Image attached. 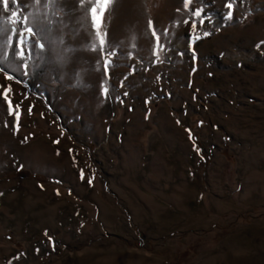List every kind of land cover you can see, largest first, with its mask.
Masks as SVG:
<instances>
[{"label":"rangeland","instance_id":"obj_1","mask_svg":"<svg viewBox=\"0 0 264 264\" xmlns=\"http://www.w3.org/2000/svg\"><path fill=\"white\" fill-rule=\"evenodd\" d=\"M229 2L113 0L97 37L17 0L23 61L0 6V264H264V0Z\"/></svg>","mask_w":264,"mask_h":264},{"label":"snow or ice","instance_id":"obj_2","mask_svg":"<svg viewBox=\"0 0 264 264\" xmlns=\"http://www.w3.org/2000/svg\"><path fill=\"white\" fill-rule=\"evenodd\" d=\"M34 2L44 5L45 7L54 8L56 4L58 3V0H34ZM81 6L83 7L86 3H91L92 6L90 7V14H91V21H92V27L95 30V35L97 37L102 36V32L100 31L102 18L104 16L105 11L107 10L108 6L112 2V0H80ZM191 3V0H185V7H188V5ZM235 3V0H230V2L226 5V7L229 9L226 18L232 17V9L233 5ZM10 4H17V0H0V6H2L4 12H10L12 17H15L16 19L12 20V23H16L18 27L16 29H11L12 37L10 38V46H12V54L19 55L23 61V59L30 58L34 54V50L36 48L43 50L45 48L44 43L39 42L42 34L46 31H50V21L47 20L45 14V18L41 19L37 17L34 21L33 26L32 24L28 25H22L23 21H26L27 18L20 16L19 13L12 11L10 8ZM102 5V6H101ZM55 15V13H53ZM194 15L197 17L201 16V11L197 10L194 12ZM2 21H0V25H2ZM203 23V21H201ZM150 26L152 27V35L156 39L157 47H159V41L160 38L157 35V30L155 26L150 22ZM2 27H0V31H2ZM33 37H36V39H33ZM100 46L103 47L104 40L100 39L99 41ZM264 43V42H262ZM259 48L260 46L257 45ZM24 71L22 74L27 75L28 74V68L29 66L27 64L23 65ZM0 71H3L2 68H0ZM8 80H14L15 76L12 74H8L6 77ZM21 82V81H17ZM2 87V86H0ZM11 85H8L6 88H4L3 91V99L7 102V112L9 115H12L15 117L18 127V121H19V108L20 105H13L11 99L8 96V93L11 92ZM29 112H31V108H29Z\"/></svg>","mask_w":264,"mask_h":264},{"label":"bare ground","instance_id":"obj_3","mask_svg":"<svg viewBox=\"0 0 264 264\" xmlns=\"http://www.w3.org/2000/svg\"><path fill=\"white\" fill-rule=\"evenodd\" d=\"M113 1V0H112ZM129 2V1H128ZM114 3V2H113ZM132 3V2H131ZM124 4V3H123ZM129 4V3H128ZM135 4V3H134ZM123 6V5H122ZM134 6V5H133ZM110 8V6H109ZM125 8V7H124ZM133 9V8H132ZM124 11V10H123ZM136 13V12H135ZM122 16V15H121ZM133 16L135 17V15L133 14ZM135 22V21H134ZM143 26V25H142Z\"/></svg>","mask_w":264,"mask_h":264}]
</instances>
